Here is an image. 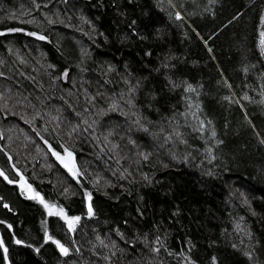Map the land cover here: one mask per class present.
Here are the masks:
<instances>
[{"label":"trees","instance_id":"16d2710c","mask_svg":"<svg viewBox=\"0 0 264 264\" xmlns=\"http://www.w3.org/2000/svg\"><path fill=\"white\" fill-rule=\"evenodd\" d=\"M263 31L264 0H0V264H264Z\"/></svg>","mask_w":264,"mask_h":264},{"label":"rangeland","instance_id":"374dc122","mask_svg":"<svg viewBox=\"0 0 264 264\" xmlns=\"http://www.w3.org/2000/svg\"><path fill=\"white\" fill-rule=\"evenodd\" d=\"M262 41H264V31L261 33V45H262V47H263V50H264V43H262ZM68 152H71L70 150H67ZM53 152H54V154L55 153H59V161L65 166V165H68L66 168L69 170V169H71V171H69L72 175H73V173H76L75 175H73L75 178H78L79 177V174H80V171H79V168H78V165H77V162H76V159H75V157H74V154L72 153V156L71 157H69L68 155H67V153L64 151V152H62V153H60V152H57V151H55V150H53ZM55 156L57 157V155L55 154ZM63 161V162H62ZM18 183V185H19V187H20V189L22 190V192L26 195V196H28V197H30V198H34V199H36V200H38V201H40L41 202V199L44 201V203H42L43 205H44V207H45V204H47L48 205V207H45V209H46V212H47V214L48 215H54V216H58V217H60L64 222H65V224H66V226L68 227V229L70 230V231H74L75 230V228H76V226H77V224H78V222H79V220H80V216H71V215H69L66 211H65V209L64 208H62V207H60V206H58V205H55V204H51V203H49V202H47L46 200H44L43 199V197L37 192V191H35V189L26 181V179L24 178V177H20V179H19V181L17 182ZM38 194V195H37ZM88 203H89V205H90V198H88ZM52 205H54L55 207H52ZM91 206V205H90ZM92 209V208H91ZM60 210H62V214H60V215H57L56 213L58 212V211H60ZM51 213V214H50ZM65 217H67V219H65ZM75 217H79V220H75V219H73V218H75ZM71 221V224H72V226L71 227H69V222ZM48 239H49V236H48ZM51 240H53L55 243H56V241H58V240H55V239H52L51 238ZM57 244V243H56ZM60 245H63L61 242H59V244H57V246H58V248L61 250V248H60ZM63 247L64 248H66L67 249V252H68V248L65 246V245H63ZM62 252V251H61ZM62 253H64V252H62ZM65 254V253H64Z\"/></svg>","mask_w":264,"mask_h":264},{"label":"snow or ice","instance_id":"6c2138e0","mask_svg":"<svg viewBox=\"0 0 264 264\" xmlns=\"http://www.w3.org/2000/svg\"><path fill=\"white\" fill-rule=\"evenodd\" d=\"M16 31H21V30H19V29H17ZM29 35H33V36H35L36 35V33H29ZM39 39H41V40H43V39H45V37H43V36H39L38 37ZM262 43H264V41H262ZM66 75V74H65ZM189 87H191V86H189ZM213 135H214V133H213ZM65 152L67 153V155L69 156V157H71L72 156V153L71 152H68L67 151V149H65ZM56 155H57V158L59 159L60 157H59V153H55ZM63 162V161H62ZM68 165H65V167H67ZM69 171H71V169H69ZM76 173H73V175H75ZM0 175H3V173L2 172H0ZM9 183H12V181H9ZM38 195V194H37ZM89 195V198H90V195L91 194H88ZM41 203H44V201L41 199ZM45 207H48V205L47 204H45ZM52 207H55L54 205H52ZM92 213V209H91V206L89 205V214H91ZM51 214V213H50ZM57 215H60V214H62V210H60V211H58L57 213H56ZM65 219H67V217H65ZM73 219H75V220H79V217H75V218H73ZM72 226V224H71V221L69 222V227H71ZM9 227H11L10 225H9ZM49 239H51V237H49ZM16 243H21V241H16ZM56 243L57 244H59V241H56ZM60 248H61V251L62 252H64L65 254H67V249L66 248H64L63 247V245H60Z\"/></svg>","mask_w":264,"mask_h":264}]
</instances>
